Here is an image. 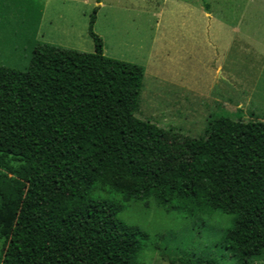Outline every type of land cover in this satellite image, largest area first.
<instances>
[{"label": "trees", "instance_id": "trees-1", "mask_svg": "<svg viewBox=\"0 0 264 264\" xmlns=\"http://www.w3.org/2000/svg\"><path fill=\"white\" fill-rule=\"evenodd\" d=\"M51 43L25 69L0 65V241L3 264L216 262L168 250L122 218L154 203L191 219L231 217L214 246L235 264L264 256V120L212 115L204 134L179 138L137 116L145 68ZM109 189L119 198L99 192Z\"/></svg>", "mask_w": 264, "mask_h": 264}, {"label": "rangeland", "instance_id": "rangeland-1", "mask_svg": "<svg viewBox=\"0 0 264 264\" xmlns=\"http://www.w3.org/2000/svg\"><path fill=\"white\" fill-rule=\"evenodd\" d=\"M92 16L104 55L145 68L137 116L179 138L203 135L213 114L240 109L245 119L264 120V0H0V65L27 68L42 43L94 52ZM99 195L119 198L109 189ZM122 218L168 250L235 264L214 246L231 224L221 212L191 219L130 203ZM143 260L170 264L156 251Z\"/></svg>", "mask_w": 264, "mask_h": 264}]
</instances>
